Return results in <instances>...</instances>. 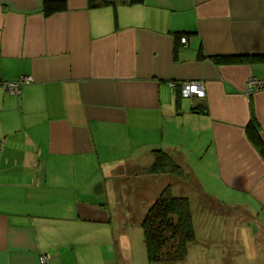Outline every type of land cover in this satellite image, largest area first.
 I'll use <instances>...</instances> for the list:
<instances>
[{
    "label": "crops",
    "instance_id": "obj_1",
    "mask_svg": "<svg viewBox=\"0 0 264 264\" xmlns=\"http://www.w3.org/2000/svg\"><path fill=\"white\" fill-rule=\"evenodd\" d=\"M44 1L0 0V79L31 77L19 94L0 87V264H66L47 232L63 214L99 224L130 198L149 207L171 181L149 171L154 149L219 215L214 234L210 213L193 219L199 261L244 264L229 219L256 225L249 254L264 264V159L245 133L253 117L264 142V62L211 59L264 54V0H64L49 16ZM192 80L204 96L176 103Z\"/></svg>",
    "mask_w": 264,
    "mask_h": 264
},
{
    "label": "rangeland",
    "instance_id": "obj_2",
    "mask_svg": "<svg viewBox=\"0 0 264 264\" xmlns=\"http://www.w3.org/2000/svg\"><path fill=\"white\" fill-rule=\"evenodd\" d=\"M168 183L170 182H166L165 186ZM185 185L176 183V181L171 182V194L188 196L194 221L197 223L199 217L204 213H210L211 222L214 223L211 232L213 234L215 231L221 232V228H217L220 223L219 215L213 209H207L206 205L208 204L199 196L201 190L199 185L189 182ZM128 200L131 201V205L123 204L122 207L120 205L118 208L110 210L108 219L104 223L85 224L73 212L63 214L62 216H66L64 219H53L56 222L48 220L50 222L47 232L48 235H52V242L55 240L53 244H56L57 240H63L62 243H59L58 248H61L60 251L67 256L66 264H150L146 259L143 232L140 225L148 206H144L145 199L140 196L138 201L135 197ZM46 209L48 208L46 207ZM230 221L229 219L226 221L228 224L227 232L223 230L226 232V238L238 236L248 243L247 246L240 248V253L235 257H238L239 261L244 262V264H252L249 248L251 247V252L258 249L257 243L251 238L258 230L256 225L254 223L248 225L246 222L239 224L241 227L238 225L233 227ZM223 227H225L224 224ZM196 234L199 236V229L196 230ZM56 237H59L60 240H56ZM249 239L252 240L251 244ZM61 245L63 248L60 247ZM190 247V254L188 256L186 254V257L178 264H207L199 261L198 254L195 256L194 251L198 249V246L191 244ZM225 247L227 246L225 245Z\"/></svg>",
    "mask_w": 264,
    "mask_h": 264
},
{
    "label": "trees",
    "instance_id": "obj_3",
    "mask_svg": "<svg viewBox=\"0 0 264 264\" xmlns=\"http://www.w3.org/2000/svg\"><path fill=\"white\" fill-rule=\"evenodd\" d=\"M142 1L130 0V3ZM109 3L110 1L105 0H89V4L94 6ZM65 8L66 4L64 0H46L42 3V13L44 16L63 11ZM211 59L214 63L218 64H230L241 60L264 62V54L217 55L211 56ZM181 98L179 86V92H176V103H179ZM197 109L200 110L199 108ZM245 133L248 140L264 159V142L259 133L258 123L253 117L248 120L245 126ZM152 155L153 162L149 171L166 174L170 176L172 181L162 189L160 194L147 208L140 221V225L143 232V242L148 263L170 264L182 261L186 257L188 247L196 240L190 200L186 195L171 194L170 184L175 181L181 185H187L188 182L190 184L196 182L163 149H154Z\"/></svg>",
    "mask_w": 264,
    "mask_h": 264
},
{
    "label": "built area",
    "instance_id": "obj_4",
    "mask_svg": "<svg viewBox=\"0 0 264 264\" xmlns=\"http://www.w3.org/2000/svg\"><path fill=\"white\" fill-rule=\"evenodd\" d=\"M187 40L185 36L180 37V42L184 43ZM31 82V77L22 75L15 80H2L0 79V87L7 90L12 94H19L23 85ZM262 86V81L252 79L248 83V90H251L253 87ZM180 94L182 98L188 99L191 97H203L204 92V84L202 81H183L180 84ZM50 257L48 254H41L39 257L41 264H47Z\"/></svg>",
    "mask_w": 264,
    "mask_h": 264
}]
</instances>
